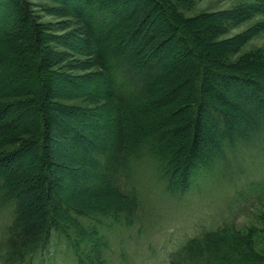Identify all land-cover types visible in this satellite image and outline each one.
Segmentation results:
<instances>
[{"label":"trees","instance_id":"obj_1","mask_svg":"<svg viewBox=\"0 0 264 264\" xmlns=\"http://www.w3.org/2000/svg\"><path fill=\"white\" fill-rule=\"evenodd\" d=\"M29 1L0 0V208L11 210L0 264L66 254L111 264L114 242L143 229L134 163L181 198L219 184L230 154L264 150V51L243 52L258 31L223 36L260 9L188 16L195 0H46L76 24L55 36ZM12 3L23 12L11 23ZM8 139L24 149L14 166ZM244 185L240 196L264 207V177ZM259 220L264 230V210ZM201 222L164 264H264L254 228Z\"/></svg>","mask_w":264,"mask_h":264},{"label":"rangeland","instance_id":"obj_2","mask_svg":"<svg viewBox=\"0 0 264 264\" xmlns=\"http://www.w3.org/2000/svg\"><path fill=\"white\" fill-rule=\"evenodd\" d=\"M29 2H31L30 9L36 16L37 22L49 26L45 32L62 36L76 28L74 21L71 24L68 23L70 18L62 13L58 5L55 7L46 0H30ZM240 6L255 7L256 11L257 9L261 11H252L254 13L250 19L240 24H230L227 33L223 36L229 37L254 27L258 34L247 43L243 52L250 49H262L264 51V0H195L191 9L185 10V14L192 16L201 12L215 13L236 9ZM12 7L13 10L11 8L10 11L11 23L14 20L18 22L23 9L14 3H12ZM20 23L22 24V22ZM20 23H18L19 27L17 26L19 29L24 27V24L21 25ZM3 33L4 38L11 35L7 31ZM78 57L80 58V56L75 58ZM81 59H86V57L82 56ZM90 70L82 71L88 72ZM92 70H96V68L94 67ZM97 91L98 89H93V92L97 93ZM30 118H33L32 115L25 118L23 124H28ZM97 123L98 125H93L96 131L101 129L100 122ZM16 141L17 139H8L2 141L1 144L12 142V145L4 146H11L10 148L14 149L10 153L16 154L24 150L22 146L18 148ZM249 148L246 147L244 152H239L235 157L229 155L228 162L222 165H225L226 168L219 184H217L218 180L212 179L209 182L211 184L209 189L203 192L196 190L181 198L163 194V183L158 181L155 170L152 167L143 166L142 163H134L132 167L137 172L132 179L137 184L143 201L141 205L143 229H130L123 240L118 239L119 241L114 242L116 254L111 264H164L168 251L175 245L173 243L175 241L180 243L183 238L192 234L198 229L202 220H206V224L217 225L224 218L231 222L234 221L235 227L242 233H250L249 230L254 228L255 233H251L253 246L258 252L264 254V230H262V223L259 220V216L264 210L263 203L259 202L258 198L247 200V195L242 198V195L238 193L242 191V186H245L244 183L251 179L258 180L264 177V150L253 147L251 151ZM18 158L21 159V156L16 154L12 166L16 164V160H19ZM220 170L222 169L219 168L217 173ZM52 171H54L53 168ZM56 175L60 176L59 173ZM64 182L65 186L72 187L70 182L65 180ZM88 183H90L89 179L86 182H80V185L88 187ZM238 211L242 213L239 214ZM10 213V208H0V232L7 224ZM122 256H124L123 259H120ZM62 263L73 264V260L66 254Z\"/></svg>","mask_w":264,"mask_h":264}]
</instances>
